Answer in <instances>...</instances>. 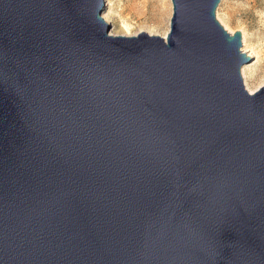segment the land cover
Instances as JSON below:
<instances>
[{"label":"water","instance_id":"water-1","mask_svg":"<svg viewBox=\"0 0 264 264\" xmlns=\"http://www.w3.org/2000/svg\"><path fill=\"white\" fill-rule=\"evenodd\" d=\"M164 39L104 0H0V264H264V81L219 0Z\"/></svg>","mask_w":264,"mask_h":264},{"label":"rangeland","instance_id":"rangeland-1","mask_svg":"<svg viewBox=\"0 0 264 264\" xmlns=\"http://www.w3.org/2000/svg\"><path fill=\"white\" fill-rule=\"evenodd\" d=\"M102 17L110 12L106 23L109 34L134 36L140 32L162 37L168 32L171 4L169 0H104ZM215 19L230 35L240 33L241 52L255 55L245 64L246 75L242 84L254 92L264 81V0H219ZM125 27L127 30H125ZM248 91V90H247Z\"/></svg>","mask_w":264,"mask_h":264},{"label":"bare ground","instance_id":"bare-ground-1","mask_svg":"<svg viewBox=\"0 0 264 264\" xmlns=\"http://www.w3.org/2000/svg\"><path fill=\"white\" fill-rule=\"evenodd\" d=\"M110 17V12H109V10H107V14H105L103 17H102V15H101V19L104 21H106V19L107 18H109ZM108 20V19H107ZM104 21V22H105ZM125 30H127V28L125 27ZM144 33V32H143ZM146 34V33H145ZM110 35V34H109ZM165 35L166 34H164L161 38H163L164 39V37H165ZM111 36H115V35H113L112 33H111ZM160 37V36H159ZM245 56H247V57H254V55H255V53H254V51H253V49L251 50V51H246V52H242ZM243 67V66H242ZM241 67V69H240V77L242 76L243 77V79H244V83H245V85H246V81H245V75H246V67H244V68H242ZM241 77V78H242ZM242 80V79H241ZM248 90V91H247ZM247 92L248 93H252V91L250 90V89H248L247 88Z\"/></svg>","mask_w":264,"mask_h":264}]
</instances>
